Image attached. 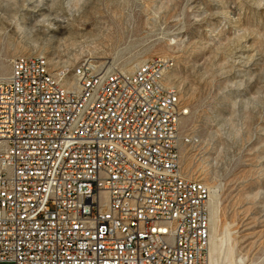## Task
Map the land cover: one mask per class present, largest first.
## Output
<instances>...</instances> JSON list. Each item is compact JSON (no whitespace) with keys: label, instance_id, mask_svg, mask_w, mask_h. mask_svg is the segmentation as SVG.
I'll use <instances>...</instances> for the list:
<instances>
[{"label":"built area","instance_id":"1","mask_svg":"<svg viewBox=\"0 0 264 264\" xmlns=\"http://www.w3.org/2000/svg\"><path fill=\"white\" fill-rule=\"evenodd\" d=\"M166 67L11 61L0 80V264H208L209 191L181 168L188 112Z\"/></svg>","mask_w":264,"mask_h":264},{"label":"rangeland","instance_id":"2","mask_svg":"<svg viewBox=\"0 0 264 264\" xmlns=\"http://www.w3.org/2000/svg\"><path fill=\"white\" fill-rule=\"evenodd\" d=\"M27 55L54 72L173 60L181 168L208 188L223 250L264 264V0H0V78Z\"/></svg>","mask_w":264,"mask_h":264},{"label":"bare ground","instance_id":"3","mask_svg":"<svg viewBox=\"0 0 264 264\" xmlns=\"http://www.w3.org/2000/svg\"><path fill=\"white\" fill-rule=\"evenodd\" d=\"M27 10L29 12L40 11L39 9L37 10L36 7H32ZM41 63L43 65H46L42 57H41ZM135 69L136 68L133 67L132 69L128 70V72L134 71ZM172 69L173 67L165 68V77H168V75H170L169 73H171ZM4 73H6V70L0 69V75H4ZM3 79L5 78H0V80H3ZM62 89H72V82H62ZM170 91L174 95H178L176 89L173 86H170ZM209 223H210L209 225L210 234H209V247H208V264H245V260L243 258L237 259L234 257V252H233L234 246L231 247L229 244H227L228 246L226 245L227 246L226 249L223 250L225 243L226 242L229 243L228 241L230 240V237L226 233H224V235L221 237L217 235L216 210H215V207L212 205V203H210Z\"/></svg>","mask_w":264,"mask_h":264}]
</instances>
